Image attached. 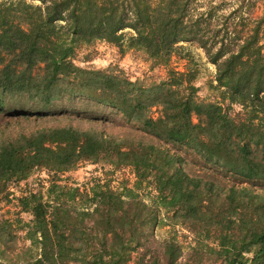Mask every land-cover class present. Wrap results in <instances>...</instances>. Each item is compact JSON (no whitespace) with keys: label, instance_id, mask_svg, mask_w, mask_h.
<instances>
[{"label":"trees","instance_id":"1","mask_svg":"<svg viewBox=\"0 0 264 264\" xmlns=\"http://www.w3.org/2000/svg\"><path fill=\"white\" fill-rule=\"evenodd\" d=\"M217 9L201 0H0V112L44 117L94 102L156 140L60 126L1 143L0 202L36 170L48 185L26 186L12 215H0V264H264V12L244 23L241 5L219 17ZM98 40L162 65L180 43H196L215 65L221 100H199L191 70L168 68L146 85L75 64L77 49ZM177 148L239 184L190 175ZM82 162L128 167L133 186L60 183ZM142 187L154 192L149 202ZM160 224L191 231L193 243L156 239ZM18 233L29 241L24 255Z\"/></svg>","mask_w":264,"mask_h":264},{"label":"rangeland","instance_id":"2","mask_svg":"<svg viewBox=\"0 0 264 264\" xmlns=\"http://www.w3.org/2000/svg\"><path fill=\"white\" fill-rule=\"evenodd\" d=\"M204 2L211 1L218 5L215 12L219 15H230V13L241 5L243 17L260 16L264 12V0H201ZM232 14V13H231ZM231 18V17H230ZM247 18L243 21L246 22ZM74 63L86 68L104 69L110 68L117 72L125 74L131 80H139L149 85L157 83L167 78L168 68L177 71L191 70L196 73L194 84L198 87L197 98L202 101H220L221 97L218 90L214 89L216 81L214 75L216 72L215 65L208 61L203 49L196 43L183 42L179 48L172 53L167 65L156 64L146 59V56L136 50H127L120 53L118 48L113 44L105 41H94L89 45L81 46L77 49L74 57ZM227 102H223L226 106ZM75 112L64 111L55 115L44 117L11 116L5 112H0V144L8 140H13L20 134L29 135L43 128L72 126L81 130H92L105 137H113L118 140H142L144 142H154L156 140L146 132L140 130L136 123L126 122L122 115L112 109L98 106L94 102L77 100L75 102ZM228 112L232 116L242 112V108L233 104L229 106ZM151 115L156 116L157 110L153 108ZM193 121L197 119L193 117ZM158 143V142H157ZM159 144V143H158ZM183 158V168L190 175H199L207 179H212L224 187L232 184L238 185L239 182L229 174L219 169L211 168L205 165L199 155L190 149H174ZM111 167L107 164L90 162L79 163L74 169L63 173L62 184H78L79 186H90L95 180L101 182L107 181L113 189H121L123 185L132 187L134 175L128 167H122L114 172H109ZM47 175L43 170H36L25 181L20 182L18 186L10 184L9 191L12 193L9 203L0 202V215L10 217L16 205V197L21 194L25 187H39V181L42 182L43 191L48 185ZM42 187V186H41ZM262 191L264 186H259ZM145 202L154 195L151 188L142 187L137 190ZM164 216V215H163ZM23 219H28V215L22 214ZM168 223V220H164ZM154 236L158 240L175 237L183 246L193 243V234L180 226L172 227L168 224H160L154 229ZM29 245V241L18 233L17 252L21 255L24 247ZM12 255L13 259L17 257ZM28 256L27 254L25 257ZM76 264V263H71ZM128 264H133L132 262Z\"/></svg>","mask_w":264,"mask_h":264}]
</instances>
